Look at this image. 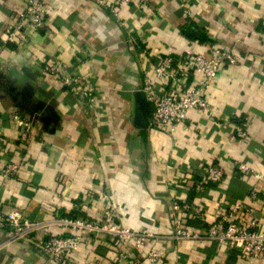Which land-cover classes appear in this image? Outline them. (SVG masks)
Instances as JSON below:
<instances>
[{"label": "crops", "instance_id": "obj_1", "mask_svg": "<svg viewBox=\"0 0 264 264\" xmlns=\"http://www.w3.org/2000/svg\"><path fill=\"white\" fill-rule=\"evenodd\" d=\"M45 1L50 10L44 29L30 45L0 56L3 214L21 209L32 221L72 214L95 220L109 206L119 225L165 236L173 229L165 179L180 185L191 178V187L180 193L202 204L208 223L246 202L264 229V178L241 170L247 165L264 175V0H188L191 17L184 16L183 0H150L144 11L123 5L118 17L93 0ZM25 6L26 0H0V37ZM191 29L206 39L190 35ZM212 46L240 57L237 65L222 66L209 92L218 123L191 111L174 135L150 129L153 107L138 102L144 73L169 50L209 54ZM51 57L97 86L96 118L44 72ZM240 120L248 122L246 141L236 135ZM12 161L23 166L4 179L3 167ZM212 164L226 169L225 178L201 190L202 167ZM252 191L259 193L256 201ZM206 224L189 222L193 228ZM63 233L83 236L81 255L93 264L111 263L120 246L103 234ZM49 235L0 252V264H58L32 246ZM9 236V229H0V243ZM148 248L164 250V264H264L195 241L153 239Z\"/></svg>", "mask_w": 264, "mask_h": 264}, {"label": "built area", "instance_id": "obj_2", "mask_svg": "<svg viewBox=\"0 0 264 264\" xmlns=\"http://www.w3.org/2000/svg\"><path fill=\"white\" fill-rule=\"evenodd\" d=\"M97 5L119 16V8L123 5H135L139 10L149 8L150 0H93ZM184 16L191 17L193 12L189 1L181 4ZM49 8L45 0H26V6L6 26L0 37V56L4 50L12 47L30 45L34 37L48 23ZM240 57L233 50L211 47L209 54L187 51L176 55L173 50L167 51L160 62L144 73L142 92L148 103L153 107L149 128L156 132L174 135L186 125L191 111L205 113L215 123V112L211 109L209 92L218 81L221 68L224 65H237ZM43 70L46 74L59 79L62 87L77 96L93 118L97 117L99 109L97 86L81 72L70 71L58 57L45 61ZM191 80V81H190ZM21 121V116L15 117ZM236 135L240 141L248 138V122L240 120L236 124ZM23 163L7 162L3 167L4 179L15 177ZM241 170L255 172L256 179L264 175L256 172L247 165ZM203 176L199 189L212 183L224 180L226 169L217 165H204ZM191 178L174 183L170 178L165 179V188L171 205L172 232L161 236L153 231H137L133 227H124L116 222V216L109 206L104 209L101 219L71 218L54 216L43 221H32L21 209H13L4 215L0 206V229L10 230V236L0 243V252L12 245L24 241H33V237L48 232L50 235L38 241V247L45 256L58 264H93L89 255L82 256L84 238L81 234L66 236L64 231L77 230L97 235L103 234L113 239L117 248L115 259L109 264H164L166 252L159 249H149L148 242L153 239H166L178 244L184 242L209 243L217 250L239 251L249 260H264V229L260 219L253 215V206L246 202L235 204L232 209L221 212L212 222H207L206 214L201 203L190 202L182 196L181 189H189ZM259 198L257 191L250 193V199ZM204 222L206 227L193 228L189 225L192 220ZM131 248L138 253H131Z\"/></svg>", "mask_w": 264, "mask_h": 264}, {"label": "water", "instance_id": "obj_3", "mask_svg": "<svg viewBox=\"0 0 264 264\" xmlns=\"http://www.w3.org/2000/svg\"><path fill=\"white\" fill-rule=\"evenodd\" d=\"M188 33H189L190 35H192L193 37L199 39V40L202 39L203 36H204V34H203L202 32H199V31L194 30V29L189 30ZM138 102H139L142 106H144L145 104L149 105L148 101H147L146 98H145L144 93H141V95L138 97ZM34 117H35V116H34ZM34 117H33V118H34ZM32 246L35 248V250H37V251H39V252H42V251H41V248L38 247L37 245H35L34 243H32ZM42 253H43V252H42Z\"/></svg>", "mask_w": 264, "mask_h": 264}, {"label": "trees", "instance_id": "obj_4", "mask_svg": "<svg viewBox=\"0 0 264 264\" xmlns=\"http://www.w3.org/2000/svg\"><path fill=\"white\" fill-rule=\"evenodd\" d=\"M188 36V35H187ZM189 38H191L190 36H188ZM191 39H193V38H191ZM206 39V36H205V34H204V36H203V38L202 39H200V40H202V41H204ZM209 186V185H208ZM70 217L71 218H85L84 216H79V215H70ZM231 252H232V254H236L235 252V250H231Z\"/></svg>", "mask_w": 264, "mask_h": 264}]
</instances>
